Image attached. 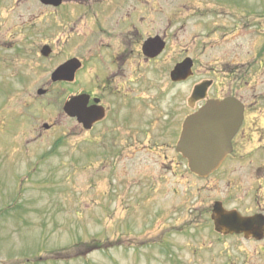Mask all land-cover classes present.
<instances>
[{
	"label": "rangeland",
	"instance_id": "rangeland-1",
	"mask_svg": "<svg viewBox=\"0 0 264 264\" xmlns=\"http://www.w3.org/2000/svg\"><path fill=\"white\" fill-rule=\"evenodd\" d=\"M211 1L179 0L189 20L178 37L189 47L169 54L194 61L189 81H170L165 53L120 110L87 130L62 110L74 88L50 80L59 51L40 55L56 43L53 12L0 0V264H264V240L222 233L212 207L264 208L249 181L264 176V117L244 130L239 151L251 156L207 179L187 172L176 139L166 146L200 81L216 77L245 102L264 94V0H216L203 15Z\"/></svg>",
	"mask_w": 264,
	"mask_h": 264
},
{
	"label": "flooded vegetation",
	"instance_id": "flooded-vegetation-1",
	"mask_svg": "<svg viewBox=\"0 0 264 264\" xmlns=\"http://www.w3.org/2000/svg\"><path fill=\"white\" fill-rule=\"evenodd\" d=\"M213 1L207 2L206 6L205 3H201L205 6L203 15L212 12V5H220L218 1ZM38 2L45 12L50 10L53 12L56 22L55 46L44 45L50 50L48 55L41 53L44 47L42 46L40 55L43 58H49L56 47L61 57L59 56L60 59L55 69L69 61H74L73 64L77 67L74 70L72 81L60 80L54 83L59 84L60 87L74 88L70 91V96L84 95L86 97L84 107L89 117L95 118L87 130H92L100 124L112 110H120L125 103V98L130 95V92H134L132 86L138 85L144 74L156 69L158 59L163 54H168L165 59L170 60L167 63L171 64L172 69L189 58L187 54H184L174 60L169 54L171 48L181 47L188 51L189 47L188 39L186 43H182L178 37L188 31L189 20V7L183 4L184 2L180 3L179 0L176 3L174 0H54V4L42 3L40 0ZM232 6L235 7V3L231 4ZM180 32L181 34L178 35ZM262 50L263 46L260 51ZM156 52L159 53L154 55ZM261 64L262 62L259 63L260 67H262ZM193 69L194 61L191 68L192 74L182 80H173L172 70H170V81L181 84L188 82L193 76ZM235 74L236 72H231L234 79L237 78L234 77ZM82 76L89 77L92 87L81 84ZM216 80L215 77L199 82H209L204 98L192 104L189 102V97L187 98L186 107L179 111L181 114L173 117L169 125L171 132L174 133L171 142H166V146L173 147V141L176 139L174 146L176 150L185 120L195 114L207 101L226 98L239 100L243 104L241 124L231 139L230 152L225 156L221 166L210 176L218 174L226 165L251 156L252 153L248 152L245 156L239 151L243 141L247 140L244 130L248 126L251 129L256 124V118L264 117V94H253L250 102L249 100L245 102L235 86H230L226 90V87L220 86ZM127 88L129 93L126 92ZM133 99H136L135 94H133ZM99 115H101L100 118H96ZM70 118L78 122L76 117ZM175 152L180 162L185 165L187 172L190 173L187 159L180 152ZM249 179L250 183L251 181L253 183V186L249 185L253 190L264 191V176L259 177L255 173L251 174ZM237 197L240 201L241 197L239 195ZM212 207L220 220L224 219V216L217 210L218 208L224 211H235L242 217L259 215L261 223H264V208L258 209V204L251 214H243L237 208H227L222 200L215 201ZM210 221H212L211 210ZM229 233L243 238L247 237L244 232ZM250 240L261 242L264 240V234L260 238L251 235Z\"/></svg>",
	"mask_w": 264,
	"mask_h": 264
},
{
	"label": "water",
	"instance_id": "water-1",
	"mask_svg": "<svg viewBox=\"0 0 264 264\" xmlns=\"http://www.w3.org/2000/svg\"><path fill=\"white\" fill-rule=\"evenodd\" d=\"M42 3L54 4V0H40ZM48 46L41 50L43 55L49 54ZM156 52L154 55L158 54ZM74 61H69L61 67L56 68L50 75L52 82L60 80L72 81L73 73L77 66ZM192 60L185 59L171 71L173 80H182L192 74ZM209 85L208 81L197 84L191 93L189 102L203 99ZM39 90L38 94H43ZM86 97L79 95L65 102L63 111L69 117H76L85 129L90 128L91 122L95 120L89 117L85 109ZM101 115L96 116L100 118ZM243 117V105L234 98L223 100H210L189 116L183 125V130L178 140L176 150L188 161V168L201 178L208 177L217 170L225 156L231 150V139L239 129ZM224 219H218L226 231L244 232L247 236L252 235L260 238L264 234V223H261L259 215L242 217L237 212L224 211L218 208ZM215 212V211H214ZM217 215V213H216ZM218 217V216H217ZM217 224V221H216Z\"/></svg>",
	"mask_w": 264,
	"mask_h": 264
}]
</instances>
